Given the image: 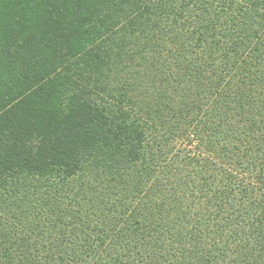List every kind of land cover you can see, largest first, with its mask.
<instances>
[{"label":"trees","instance_id":"16d2710c","mask_svg":"<svg viewBox=\"0 0 264 264\" xmlns=\"http://www.w3.org/2000/svg\"><path fill=\"white\" fill-rule=\"evenodd\" d=\"M0 264H264V0H0Z\"/></svg>","mask_w":264,"mask_h":264},{"label":"rangeland","instance_id":"374dc122","mask_svg":"<svg viewBox=\"0 0 264 264\" xmlns=\"http://www.w3.org/2000/svg\"><path fill=\"white\" fill-rule=\"evenodd\" d=\"M188 147H190V146H188Z\"/></svg>","mask_w":264,"mask_h":264}]
</instances>
